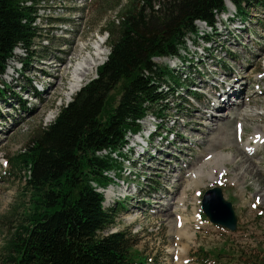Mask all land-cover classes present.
Returning <instances> with one entry per match:
<instances>
[{
  "label": "rangeland",
  "instance_id": "374dc122",
  "mask_svg": "<svg viewBox=\"0 0 264 264\" xmlns=\"http://www.w3.org/2000/svg\"><path fill=\"white\" fill-rule=\"evenodd\" d=\"M136 4L137 0H39L38 36L30 50H14L1 78L8 88L0 83L7 93L4 102L0 99V264H11L5 243L33 206L23 172L12 166V157L24 149L33 131L49 124L59 108L96 77L102 63L70 97L66 92L71 70L61 74L58 90L52 89L53 78L47 72H53L63 50L75 53L96 41L103 42L106 60L107 34L102 30ZM225 7L215 17L212 39L198 38L197 44L186 40L188 54L198 58L195 71L204 77L194 79L196 87L188 84L186 89V80L179 93H172L163 116L142 119V127L152 129L151 148L144 154H137V147L128 152L124 148L125 170L109 173L117 184L105 189L111 190V198L104 206L115 205L120 211L115 225L102 233L125 232L141 264H264V8L239 19L230 2ZM197 26L201 34L209 30L204 23ZM72 60L71 65L76 63ZM156 61L190 70L177 58ZM228 82L230 87L223 88ZM162 88L168 89L166 84ZM215 92L218 103L207 108ZM127 139L133 147L139 137ZM191 174L200 178L190 185ZM213 186L220 187L232 204L233 231L212 224L201 211L202 195ZM181 228L191 234H177Z\"/></svg>",
  "mask_w": 264,
  "mask_h": 264
},
{
  "label": "trees",
  "instance_id": "16d2710c",
  "mask_svg": "<svg viewBox=\"0 0 264 264\" xmlns=\"http://www.w3.org/2000/svg\"><path fill=\"white\" fill-rule=\"evenodd\" d=\"M226 1L239 19L264 8V0H137L117 22H108L102 31L109 52L96 77L81 86L49 124L33 131L24 149L12 157V166L23 172L33 206L5 243L11 264L142 263L131 252L133 243L125 232L102 233L115 225L120 210L104 207L97 188L109 184L104 172L122 167L97 153L120 150L127 134L140 130L139 120L147 112L163 116L167 99L196 74L197 62L189 56L186 40L197 44L198 38L212 39L215 17L226 9ZM38 3L0 0V83L6 88L1 78L14 50H30L38 36ZM197 22L212 32L200 34ZM162 57L185 60L190 70L180 74L155 61ZM18 62L24 64L21 58Z\"/></svg>",
  "mask_w": 264,
  "mask_h": 264
},
{
  "label": "bare ground",
  "instance_id": "6f19581e",
  "mask_svg": "<svg viewBox=\"0 0 264 264\" xmlns=\"http://www.w3.org/2000/svg\"><path fill=\"white\" fill-rule=\"evenodd\" d=\"M102 46H103V42L102 41H96V42H94L89 48L88 47H86V45L84 44V45H82V46H80V48H78V50H76V52L75 53H72V49H71V52H69V50L68 49H66V50H63L61 53L63 54L62 55V57H60V59L59 60H57L58 61V64L57 65H55V67L53 68V72H51V73H49V72H47V74L49 75V76H51L52 78H53V82H52V84H53V87H52V89L53 90H58V84H60L61 85V83H60V80H61V74L63 73V72H65L66 70H68V69H70L71 70V81H70V86L68 87V89H67V92H66V95L68 96V97H70L79 87H80V85H81V82L84 80V77L85 76H87V75H89V74H91V73H93L94 71H95V69H96V67L99 65V64H101V63H103L104 62V60H105V52H104V50L102 49ZM68 52H69V55H71L70 57H69V55H68ZM169 58V57H168ZM173 58H175V57H173ZM184 58H186V57H184ZM183 58V59H184ZM72 59H74L75 61H76V63L75 64H72L71 65V63L73 62V60ZM179 59V58H178ZM181 60V59H180ZM185 61V60H184ZM68 63H70V65L68 64ZM68 64V65H67ZM51 65V64H50ZM183 65V64H182ZM173 70V69H172ZM185 70V69H184ZM171 71V70H170ZM174 71H176V70H174ZM172 72V71H171ZM184 73H186V71L184 72ZM184 73H182V74H184ZM192 73V72H191ZM196 73V72H195ZM53 74V75H52ZM183 76V75H182ZM196 77H197V73L193 76V77H191V78H188L187 80H188V82H189V85H190V83H191V81L193 80L194 81V79H196ZM186 78V77H185ZM223 82V81H219V84H216V87L218 88L220 85H221V83ZM162 86H163V84H162ZM190 86H192V85H190ZM187 87H188V85H187ZM192 87H195V86H192ZM222 87L223 88H227V87H230V85H229V82L226 84V85H222ZM183 88V87H182ZM187 89V88H186ZM176 90H178V89H176ZM175 90V93H179L182 89H180V91L178 90V91H176ZM216 90V89H215ZM51 94H52V91H51ZM181 94V93H180ZM184 94V93H183ZM235 94V93H234ZM233 99H235V96L233 97ZM215 103H218V98L216 97V92L214 93V97H213V99H212V101H209L207 104H205V106L207 107V108H210V106L211 105H213V104H215ZM157 109V108H156ZM164 110V109H163ZM210 112V111H209ZM153 113V112H152ZM152 113H149V114H151V115H153ZM149 114H147V115H149ZM203 114H205L206 116H210V115H207L206 113H204L203 112ZM147 115L145 116V118L147 117ZM155 116V115H154ZM156 117V116H155ZM142 119H144V118H142ZM142 119H140L139 120V122H141L142 121ZM141 124V123H140ZM150 124V123H149ZM191 130V129H190ZM128 135H131L130 133H128L127 134V136H126V138H128ZM183 137V136H182ZM184 138V137H183ZM188 138V137H187ZM128 140V139H127ZM135 141V140H134ZM136 142H137V140H136ZM135 144V143H134ZM215 146V145H214ZM124 148H127V152H128V143H127V145L126 146H123L120 150L118 149V150H109V149H106V148H104V150L107 152V154H106V152L105 151H100V152H98V151H96V153H97V155H100V157H103L104 155L105 156H109L110 158H112L113 160H117V161H122L123 160V156L120 154V153H123V154H127V153H124L123 152V150H124ZM156 148V147H155ZM140 149V148H139ZM236 149V148H235ZM101 150H103V149H101ZM242 150V152H244L243 154H245L246 156H248V154H247V152L244 150V148H242L241 149ZM237 151V150H236ZM236 151H234L235 153H236ZM240 152V151H239ZM238 153V152H237ZM236 153V154H237ZM234 155V154H233ZM240 156H242V153L240 152V154H239ZM245 156V157H246ZM245 157H243V158H245ZM238 158V157H237ZM245 159H247V158H245ZM240 160V159H239ZM238 160V161H239ZM248 160V159H247ZM232 161H234L233 159H232ZM243 161H245V160H243ZM249 161V160H248ZM240 162V161H239ZM247 164V163H246ZM240 165V164H239ZM247 166V165H246ZM249 168V167H248ZM246 169V168H245ZM112 171H106L105 172V174L106 175H108V176H110L109 175V173H111ZM197 177H199L200 178V176H198V175H194V177H192V174L190 175V177L189 178H191L190 179V182H189V184L191 185V184H194V182H197L196 180V178ZM202 179V178H201ZM199 182V181H198ZM201 183V182H200ZM199 184V183H198ZM109 186H113V185H109ZM108 186V187H109ZM108 187H106V188H108ZM105 188V189H106ZM104 193H106V200L107 199H109V197L111 196V190H109V189H107L106 191L104 190ZM114 195V192H113V194H112V196ZM111 198V197H110ZM154 200H156V199H154ZM138 218V216H135L134 215V217H132V219L133 220H135V219H137ZM182 220V222L183 221H187V219L184 217L183 219H181ZM176 233L177 234H191V233H189L188 232V230H183V228H181V229H176ZM178 264H181L180 262L178 263Z\"/></svg>",
  "mask_w": 264,
  "mask_h": 264
},
{
  "label": "water",
  "instance_id": "95a60500",
  "mask_svg": "<svg viewBox=\"0 0 264 264\" xmlns=\"http://www.w3.org/2000/svg\"><path fill=\"white\" fill-rule=\"evenodd\" d=\"M201 209L211 223L228 230H235L236 217L232 204L224 199L220 187H211L203 193Z\"/></svg>",
  "mask_w": 264,
  "mask_h": 264
},
{
  "label": "built area",
  "instance_id": "2783aa9c",
  "mask_svg": "<svg viewBox=\"0 0 264 264\" xmlns=\"http://www.w3.org/2000/svg\"><path fill=\"white\" fill-rule=\"evenodd\" d=\"M98 151H101V150H98Z\"/></svg>",
  "mask_w": 264,
  "mask_h": 264
}]
</instances>
